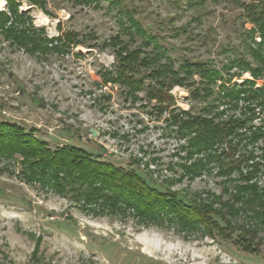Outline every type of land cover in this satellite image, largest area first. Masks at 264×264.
Wrapping results in <instances>:
<instances>
[{
  "label": "rangeland",
  "instance_id": "374dc122",
  "mask_svg": "<svg viewBox=\"0 0 264 264\" xmlns=\"http://www.w3.org/2000/svg\"><path fill=\"white\" fill-rule=\"evenodd\" d=\"M110 1L94 6L47 0L48 12L21 3L20 11L43 27L47 38L73 31L83 42L66 50L31 52L0 34V120L35 129L51 147L72 144L133 167L157 188L203 200L211 192L220 194L222 178L214 169L193 180L180 177L183 140L167 126L166 112L158 115L153 101L147 103L144 89L133 100L119 83L102 81L100 71L117 69L112 47L102 44L120 35L129 49L140 46L141 38L126 30V9L157 35L176 65L188 57L220 68L234 55L252 59V24L226 0L196 6L187 0H119L117 6ZM246 77L250 74L242 72L232 81ZM169 92L179 108L202 104L189 96L188 87L176 85ZM21 159L20 154L0 156V264H264V240L252 250L215 230L212 235L203 229L186 231L166 220L145 224L122 202L124 210L102 209L101 200L85 204L73 192H57L30 178ZM148 169L155 171V180ZM230 220L234 227L244 223L240 216Z\"/></svg>",
  "mask_w": 264,
  "mask_h": 264
},
{
  "label": "trees",
  "instance_id": "16d2710c",
  "mask_svg": "<svg viewBox=\"0 0 264 264\" xmlns=\"http://www.w3.org/2000/svg\"><path fill=\"white\" fill-rule=\"evenodd\" d=\"M5 1V8L0 9V34L25 50L60 51L83 42L73 31L61 33L55 39L47 38L42 33L43 27L34 26L28 13L19 9L26 1L48 12L47 0ZM74 1L98 6L100 0ZM204 1L187 0V3L196 6ZM226 1L239 6L240 14L252 24L248 29L255 43V48L249 46L251 60L234 55L219 68L208 60L184 57L176 65L158 42L157 35L142 27L124 9L126 30L132 36H139L141 44L129 49L120 35L112 36L102 46L112 47L117 69L114 73L100 71L104 83H119L133 100L144 89L147 103L153 101L152 108L158 115L166 112L167 126L183 140L179 144L184 152L180 157L183 162L179 163L180 177L193 180L204 171L214 169V174L222 178L223 192H211L208 195L211 198L203 200L169 187L157 188L133 167L117 165L72 144L51 147L35 135V129L3 120H0V156L20 154L23 170L30 178L57 192H73L85 204L95 205L101 200L102 209L124 210L122 202L145 224L166 220L186 231L203 229L212 235L215 230L256 250L264 240L259 235L264 236V0ZM110 3L117 6L120 1ZM179 29L190 33L184 27ZM53 40L58 44L48 46ZM149 45L152 47L146 49ZM233 68L237 71H231ZM242 72H248L250 77L241 82L232 81ZM258 78L263 83L257 86ZM176 85L188 87L189 96L202 104L188 109L175 106L169 90ZM149 170L146 171L151 174H148L150 179H154L155 171ZM239 216L244 223L234 227L230 218Z\"/></svg>",
  "mask_w": 264,
  "mask_h": 264
},
{
  "label": "bare ground",
  "instance_id": "6f19581e",
  "mask_svg": "<svg viewBox=\"0 0 264 264\" xmlns=\"http://www.w3.org/2000/svg\"><path fill=\"white\" fill-rule=\"evenodd\" d=\"M5 5V0H0V8H2Z\"/></svg>",
  "mask_w": 264,
  "mask_h": 264
},
{
  "label": "water",
  "instance_id": "95a60500",
  "mask_svg": "<svg viewBox=\"0 0 264 264\" xmlns=\"http://www.w3.org/2000/svg\"><path fill=\"white\" fill-rule=\"evenodd\" d=\"M90 130L92 132V135L95 136L96 135V132L93 129H90Z\"/></svg>",
  "mask_w": 264,
  "mask_h": 264
}]
</instances>
